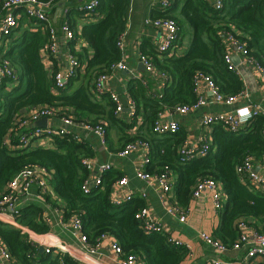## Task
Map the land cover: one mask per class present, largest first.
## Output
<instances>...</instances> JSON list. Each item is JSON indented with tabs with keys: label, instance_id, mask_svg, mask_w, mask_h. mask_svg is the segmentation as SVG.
Returning a JSON list of instances; mask_svg holds the SVG:
<instances>
[{
	"label": "trees",
	"instance_id": "obj_1",
	"mask_svg": "<svg viewBox=\"0 0 264 264\" xmlns=\"http://www.w3.org/2000/svg\"><path fill=\"white\" fill-rule=\"evenodd\" d=\"M131 7L129 0H98L96 12L104 15L98 24L85 25L78 31L76 23L70 25L67 22L75 40L85 44L75 49V40L69 43L70 53L78 60L82 70L57 94L51 90L56 69L46 70L40 55L48 41L46 27L22 15L17 28L4 39L0 55L10 62L19 79L14 87L7 82L0 88V194L24 166L39 165L51 172V185L61 202L63 220L67 222L76 216L82 223V232L88 244L96 246L102 235H108L117 242L123 258L136 256L146 264H180L186 256L184 249L169 244L165 234L144 233L143 224L137 219V214L144 208L142 201L134 199L120 207L111 204V187L120 175L109 171L100 186L89 194L83 193L82 184L88 173L81 160L89 156L83 146L70 136L53 138L51 144L55 150L31 148V142L26 147H19V135L30 128H19L16 120L33 108L47 106L60 109V116H71L78 123L106 124V130L119 126L109 96L96 94L93 84L99 75L109 74L121 59L116 40L125 29ZM159 18H168L176 23L178 47L185 38L189 40V46L181 56L141 52L155 70L165 76L160 78L162 93L158 97L147 96V88L139 81H131L127 90L134 104L132 119L141 114L150 129L162 112L195 102V77L198 74L210 77L223 96H236L243 91L242 81L235 72L227 70L224 62L226 48L222 32L231 33L236 40L244 43L247 56L264 69V0H223L220 12L214 11L204 0H183L182 3L181 0H173L170 10L153 19ZM32 27L37 30L30 31ZM263 129L262 116L236 133L215 126L208 154L184 166L178 163L176 155L177 148L184 141L183 133L154 139L150 144L151 162L146 171L158 174L166 167L174 172L177 177L176 199L184 208L199 179L217 181L227 202L220 210V226L215 236L224 244L232 243L239 219L264 220V193L243 186L234 171L247 157L261 162L264 160ZM10 131L11 148L4 144ZM136 140L142 139L135 138L127 144ZM16 222L37 235L48 233L41 211L37 208H27L23 214L19 212ZM0 241L15 264H78L62 252L54 256L39 253L38 247L26 235L19 230L4 228L1 224Z\"/></svg>",
	"mask_w": 264,
	"mask_h": 264
},
{
	"label": "built area",
	"instance_id": "obj_2",
	"mask_svg": "<svg viewBox=\"0 0 264 264\" xmlns=\"http://www.w3.org/2000/svg\"><path fill=\"white\" fill-rule=\"evenodd\" d=\"M60 0H3L0 7V44L4 39L11 34L18 26V21L21 16L24 15L28 20H33L38 23L41 27H46L48 32V41L45 43L41 50V57L44 60L50 61L54 58L59 50L58 35L55 27L52 25L48 12L53 8ZM132 2L133 0H129ZM212 5L214 11L220 12L223 9V0H204ZM173 0H158L160 12H167L172 8ZM98 7V0H90L89 2L83 4L76 8V11L88 18L96 13V8ZM64 14H68L65 9ZM146 26H151L153 28L159 29L161 32L160 39L155 47V52L160 55L170 56L177 44L178 39V27L176 23L168 18L162 19H146L144 21ZM60 31L63 36L64 42L67 45V53L64 57L63 63L58 70H56L52 76L53 87L52 92L57 94L61 89L69 83L71 79L79 74L82 70L81 65L78 60L70 53L69 43H71L74 38V32L67 24L63 22L60 26ZM127 33V27L118 36L116 40V48L121 54V59L112 68L114 70H124L125 67L122 62V56L125 47V38ZM224 46L226 48L224 54V62L226 64L227 70L235 72V68L232 63V52L231 48L234 50L235 55L239 56L245 62L250 63L255 72L262 78L263 81V93H264V69L255 60L247 56L246 45L239 42L234 38L231 33L222 32ZM82 43L79 40H75L74 48L77 49L76 45ZM140 63L150 74H154L159 78H165L163 73H159L150 63L149 59L142 55L139 57ZM236 73V72H235ZM108 74H101L95 80L94 92L96 94H106L109 96L111 102L115 108V114H119L122 111V106L118 97L112 93L107 87L106 83L108 80ZM18 73L14 70L13 66L7 59H4L0 55V88L10 82L14 87L18 83ZM203 82L208 88L211 97L209 99L205 98L199 92V85ZM11 86V87H12ZM9 87V88H11ZM8 90V88H7ZM195 96L196 100L193 104L189 106H178L175 107L171 112L177 115H188L193 112H197L202 108L218 104L224 106H234L243 97L244 90L236 96H223L219 93L218 88L213 83L212 79L208 76L198 74L195 77ZM129 109L134 108L132 101H129ZM60 109L53 107H38L29 110L24 116L17 118L16 124L19 128H27L28 125L34 122L46 118L47 121L53 118L59 120L60 128H34L28 132L19 135V147H26L32 139L36 138H47L52 140L53 138H64L70 136L76 140V136L73 134V129L80 130L82 132L90 133L95 135L97 138L104 143L106 129L105 125L97 123L90 124L87 122H75L71 116H60ZM258 116L264 117V112L259 107H249V106H237L232 111L229 112H216V113H206L202 117L201 124L208 130L213 129L215 126H221L225 131L230 133H236L239 130L246 128L251 124V122ZM179 125L174 121H165L157 119L153 125L151 132L154 136L164 137L168 135H174L178 132ZM264 135V129H263ZM209 135V133H208ZM206 136L200 138L195 142L184 140L183 143L177 148L176 155L178 157V163L182 166L187 165L192 160L203 158L208 154L209 146L211 144V136ZM11 136L8 133L5 137L4 144L11 148L9 145ZM138 151L142 152L141 163L137 166L135 170V177L144 182L147 186L155 187L159 192L162 193V202L165 204L167 194L173 188V182L171 177V171L169 168H163V171L158 174H152L147 172V168L151 162V146L147 141L136 140L128 143L117 155L120 158L130 156L132 153ZM81 165L87 171L88 177L82 184V191L84 194H89L94 188L100 186L103 182L104 176L111 170L109 164H98L89 158H83L81 160ZM235 174L239 178L241 184L251 190H260L264 193V176L255 169V160L247 157L239 165L235 167ZM51 173L45 168L36 165L29 164L24 166L17 175L7 183L3 193L0 194V215H5L7 212L13 217L17 216L16 205L19 198H31L33 196V190L36 188L40 196L46 195L50 192V182ZM128 181L125 177L116 180L111 187L110 192V202L115 207H120L123 204L130 203L134 195L132 192H124ZM201 197L210 198L212 202V208L214 211H220L226 196L222 190L221 185L212 178H202L199 179L191 192V199L197 200ZM140 199H144V194L140 195ZM165 208L166 213L177 218L180 223L186 221V211L179 209L176 206L168 205ZM137 219H139L143 224V231L145 234H165V229L155 220L151 218L148 208L144 207L139 214H137ZM68 228L72 231L74 237H76L83 244H87L85 235L82 232V223L76 217L72 216L67 221ZM244 224H239V229L244 228ZM109 237L108 235H102L96 246H91V248H98L101 241ZM200 240L211 247L218 254L224 253L227 250V246L223 245L219 241L215 240L211 236L201 233L199 234ZM31 243H37L36 239L30 241ZM167 242L174 246L181 245L180 242L174 241L171 238H167ZM34 244V243H33ZM36 245V244H35ZM41 245V244H40ZM40 245H36L40 247ZM42 246V245H41ZM232 250H239L242 247L248 248L247 253L244 258L237 262L212 260L206 264H247V262L253 258L261 257L264 259V226L260 233L250 232L247 236L245 234L239 235V238L230 246ZM55 249V255L58 252L67 253V249L63 246L58 245L44 247V252L49 254ZM110 249L119 257V264H138L141 259L136 256H128L123 258L121 250L117 242L113 239L110 245ZM0 260L4 264H14L9 252L6 247L0 241Z\"/></svg>",
	"mask_w": 264,
	"mask_h": 264
},
{
	"label": "crops",
	"instance_id": "obj_3",
	"mask_svg": "<svg viewBox=\"0 0 264 264\" xmlns=\"http://www.w3.org/2000/svg\"><path fill=\"white\" fill-rule=\"evenodd\" d=\"M89 1L90 0H60L53 8H51V10H49V19L55 27L58 35L59 50L57 55L50 61L44 60L41 57V61L46 70L52 68L58 70L67 53V45L64 42L59 28L62 22L66 21L70 25L76 23V28L80 31L83 26L98 24L103 19L104 15L99 12L86 18L76 11V8ZM182 2L183 0H181V3ZM131 8L129 17L125 23L127 33L122 56V62L125 69L111 71L108 74L109 77L106 83V87L118 97L122 106V111L115 115L119 120V126L106 130L104 143L93 134L73 129V134L77 138L75 141L83 146L89 159H92L98 164H109L111 166V172L120 175V178L125 177L127 179L128 184L124 192H132L134 195L133 200L138 199L142 201L144 205L143 207L148 208L151 218L165 229L164 233L167 238L169 237L174 241L180 242L181 245L177 246V248L186 251V256L180 264H206L212 260L229 262L240 261L245 257L248 248L242 247V249L239 250H232L230 246L241 234L247 236L250 232L260 233L264 226V220L255 218L239 219L235 224L236 237L234 241L229 244H224L215 236L220 226V211L213 210L210 198L201 197L194 200L191 199L190 196L187 207H181L176 199L175 188L177 177L174 172H171L173 188L167 194L166 202L163 204V195L161 192L155 187L147 186L144 182L135 177V170L141 163L142 152L138 151L123 158H120L117 155L127 142L132 139L139 138L147 141L149 144H151L154 139H163L152 134L151 129L146 126L141 114H139L136 119H132L134 108L132 110L129 109L128 106L131 99L127 94L131 81H139L143 84L147 88V96L158 97L162 93L160 78L154 74L148 73L139 60V57L142 54L141 52H144L147 55L155 52V47L161 36L159 29L146 26L144 21L146 19H153L162 12L159 10L158 0H133ZM65 9L68 11L67 15L63 12ZM35 30L37 29L34 27L30 29V31ZM184 42L186 43L184 44ZM84 45V43H79L76 47L79 49ZM188 46L189 40L185 38L181 46L178 47L176 45L174 52L170 56L167 55V57L183 55L187 51ZM231 52V58H236L238 62L236 65H233L237 66L235 72L243 83V94H245L246 97H243L234 106L214 104L188 115L172 114L171 111L162 112L158 119L168 122H176L179 125L178 133L181 132L184 134V140L195 142L200 138L206 137L208 133L211 136L212 128L211 130H208L201 124L202 117L206 113L229 112L237 106L259 107L264 112L262 78L255 72L250 63L245 62L242 58L235 55L232 48ZM199 92L207 99L211 97L208 88L203 82L199 85ZM104 125L107 127L106 124ZM128 126H131V128H127ZM28 127L30 128L29 130L34 129L33 124L28 125ZM46 127L58 129L60 128V122L53 118L47 121ZM51 141L52 140L47 138L32 139L30 141V147L41 148L43 150H55ZM255 169L260 175L264 176V160L262 162L255 160ZM51 179L49 182L51 190L46 195L39 197L40 193L38 194V190L34 188L33 196L31 198H19L16 205L17 214H19V212H22L23 214L27 208L39 209L41 211L42 221L48 227L47 234L37 235L33 233L24 225L16 222L17 216L13 217L8 212L5 215H0V224L4 228L19 230L22 234L27 236L29 241L36 239L37 243H33L36 245L41 244L42 246L40 245V247L43 250L44 247L47 246H63L67 249V253L65 252V254L78 264H119V257L110 249V245L113 242L112 237H107L101 241L98 248L94 249L91 248L90 244L87 243L85 245L74 237L72 231L68 228L67 222L63 220L60 209L61 202L53 192ZM258 191L262 192L260 190ZM141 194H144V199H140ZM226 202L225 199L222 208L225 206ZM168 205L176 206L179 209L186 211V221L180 223L177 218L169 216L164 208ZM240 223H243L245 226L242 230L238 228ZM201 233H205L227 246V250L224 253L218 254L200 240L199 234ZM50 254L54 256L55 249H53ZM0 264L4 263L0 260ZM138 264L146 263L141 260ZM247 264H264V259L261 257L253 258L249 260Z\"/></svg>",
	"mask_w": 264,
	"mask_h": 264
},
{
	"label": "water",
	"instance_id": "obj_4",
	"mask_svg": "<svg viewBox=\"0 0 264 264\" xmlns=\"http://www.w3.org/2000/svg\"><path fill=\"white\" fill-rule=\"evenodd\" d=\"M232 63L235 64V65L238 63L236 58L232 59ZM33 125H34V128H45L47 126V119L46 118H42V119L34 122ZM38 252L42 253L43 249L41 247H39L38 248Z\"/></svg>",
	"mask_w": 264,
	"mask_h": 264
},
{
	"label": "rangeland",
	"instance_id": "obj_5",
	"mask_svg": "<svg viewBox=\"0 0 264 264\" xmlns=\"http://www.w3.org/2000/svg\"><path fill=\"white\" fill-rule=\"evenodd\" d=\"M186 42H184V44H185Z\"/></svg>",
	"mask_w": 264,
	"mask_h": 264
}]
</instances>
